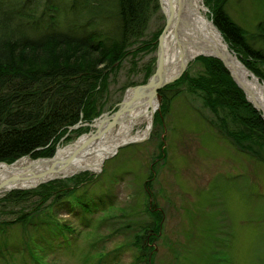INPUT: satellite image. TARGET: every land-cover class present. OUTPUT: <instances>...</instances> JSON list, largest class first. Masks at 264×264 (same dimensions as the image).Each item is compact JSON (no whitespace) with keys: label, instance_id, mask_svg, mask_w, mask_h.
Here are the masks:
<instances>
[{"label":"rangeland","instance_id":"1","mask_svg":"<svg viewBox=\"0 0 264 264\" xmlns=\"http://www.w3.org/2000/svg\"><path fill=\"white\" fill-rule=\"evenodd\" d=\"M24 1L0 0V8L9 12L16 5L17 11L29 15L21 18L22 26L27 25L33 38L67 31L72 21L85 24L89 16L90 25L85 24L83 31L75 28L76 34L108 32L117 25L116 0H102L101 7L88 9L74 0ZM202 2L207 17L214 20L213 0ZM160 7L141 38L142 44L150 42L151 46L126 56L120 66L109 70L106 88L97 101L101 114L93 121L81 118L79 126L70 127L56 147H66L95 132L97 118L117 111L129 88L148 81L150 65L151 75L155 72L158 39L167 24L161 3ZM226 7L250 42L261 48L263 42L257 34L264 19V0H228ZM53 17L62 26L45 29L43 24ZM103 20L108 24H102ZM9 21L14 26L15 21ZM226 42L236 60L264 85L243 55L228 39ZM201 52L170 82H176V87L167 89V95L179 90L170 106L163 110V96L149 129L146 123L135 125L134 133L142 136L109 152L98 170L88 168L57 178L63 183L51 188L62 189L58 196L36 193L20 202L2 201L0 264H264V143L248 136L242 142L235 139L229 133L242 131L244 123L227 107L213 108L206 94L192 86L191 78L207 76L206 66L198 58H218ZM183 75L188 78L182 80ZM108 137L92 149L109 146ZM247 146L255 148L257 155ZM63 189L74 192L71 196ZM12 191L0 193V199ZM156 214L161 215L159 223L148 235L144 227Z\"/></svg>","mask_w":264,"mask_h":264},{"label":"trees","instance_id":"2","mask_svg":"<svg viewBox=\"0 0 264 264\" xmlns=\"http://www.w3.org/2000/svg\"><path fill=\"white\" fill-rule=\"evenodd\" d=\"M74 1L86 9L103 4L102 0ZM116 1L117 25L113 30L76 34L75 28L83 31L85 24L86 27L90 25L92 16H89L85 24L72 21L67 31L50 32L40 38L31 37L27 25L22 26L21 18L24 20L29 15L17 11L16 5L9 12L0 8V162L12 163L27 154L34 158L53 156L56 145L70 127L81 118L93 121L101 114L103 109L98 107L97 101L106 88L109 70L120 66L126 56L136 55L151 46L150 42L142 44L141 38L146 36L153 16L161 11L160 0ZM213 2L216 25L230 41L231 47L237 49L248 66L264 79V19L257 34L263 45L258 48L229 14L226 7L228 0ZM23 5L18 4L22 8ZM7 19L14 20V26ZM102 24L108 23L103 20ZM58 25V19L54 17L50 23L43 24L45 29ZM133 45H136L134 51L131 50ZM198 59L205 64L207 76L191 78L192 86L206 94L207 102L213 108H229L245 125L242 131L228 133L239 142L248 136L255 142L259 139L264 143L262 112L248 101L223 61L202 55ZM152 70L150 65L147 79ZM187 78L188 75L181 77L182 80ZM102 82L104 85H101ZM175 87L176 82L161 90L163 110L170 106L172 96L179 93L175 90L169 96L165 91ZM249 149L257 155L255 148ZM62 183L57 179L36 190L12 191L0 199V204L6 200L24 201L26 196L36 193L43 197L58 196L62 189L53 190L51 185ZM65 192L72 196L74 190ZM160 216L156 214L152 222L146 223L144 229L148 235L156 229Z\"/></svg>","mask_w":264,"mask_h":264},{"label":"bare ground","instance_id":"3","mask_svg":"<svg viewBox=\"0 0 264 264\" xmlns=\"http://www.w3.org/2000/svg\"><path fill=\"white\" fill-rule=\"evenodd\" d=\"M191 1V8L190 3ZM165 10L169 14H172L175 17V20L178 18L181 22H189L196 29L192 34L187 29V27L182 25V31H178L179 34L173 31V28L167 30L164 40L162 41V52H163V74L167 79L178 74L181 67L186 63L190 58L195 57L201 51L210 54L217 53V50L214 49V45L220 49H228L226 39H223L222 33L219 29H216L212 22L207 23V7L203 4L202 0H171V3H167ZM180 22V23H181ZM192 31V30H191ZM230 53V52H229ZM230 56V54H229ZM233 55L231 60H233ZM235 60V59H234ZM234 70L239 81L249 91L251 97L256 101L258 107L264 111V86L259 82L257 77L251 74L248 70L244 68V65L238 60H235L233 63L232 71ZM136 92H131L129 96L135 95ZM139 99L130 103L128 109L125 112L120 113L118 116L119 127L116 130L109 131L104 135V138L108 137V141H111L109 146L106 148H101L98 151L92 150L91 147L85 151L78 150L77 154L73 155L76 147H79L81 143L85 141V137H82L80 140H77L71 146L68 144L66 147L61 146L58 150L59 157L67 160L70 158V168L64 171V174L71 172H77L78 170L91 168L92 170H98L100 167V161L104 156L109 154V152L114 151L120 144L124 142H130L132 140L139 139L142 134L134 133L135 125L140 123L147 124V130L149 129L150 124L153 121L154 112L157 106V99L153 98L150 100L144 99L142 95H139ZM73 156V157H71ZM31 160L28 157L14 163L13 167L14 172L24 170L25 166L30 163ZM11 167L0 164V181L11 172ZM15 185H20L16 183ZM14 185V186H15ZM24 185V183H23Z\"/></svg>","mask_w":264,"mask_h":264},{"label":"water","instance_id":"4","mask_svg":"<svg viewBox=\"0 0 264 264\" xmlns=\"http://www.w3.org/2000/svg\"><path fill=\"white\" fill-rule=\"evenodd\" d=\"M171 3V0H160L162 10L165 12L167 24L163 30V33L159 36V48H158V59H157V68L155 72L148 78V81L144 84H140L136 87H131L128 89L127 93L125 94L123 100H121L118 103V110L111 113L107 111V113L102 114L97 120H95L93 126H95L96 131L89 133L87 135V138L83 143L79 145V147H76L75 152L73 155L77 154L78 150L85 151L88 150L89 148L93 147L94 145L98 144L99 141H102L104 139V135L107 134L109 131H111V127H114L117 125L119 121V115L122 112H125L128 109V106L130 103L134 102L135 100H138L140 97L139 95H142L144 99L147 101L153 98L157 99V106L161 102V98L163 95H161L160 90L168 85L170 82L173 80L177 79L180 77L182 72L186 69L187 64L189 63L190 60H187L186 63L181 67L180 71L178 74L175 76L171 77L170 79H167L163 72V52H162V44L163 40L165 38V35L167 34V30L170 28H173V31L179 34L178 31H182V25L187 27V29L190 31V34H192L196 29L194 26L185 22H181L180 19H176L172 14H169L167 10H165V6L167 3ZM190 8H191V1L189 3ZM181 22V23H180ZM207 23L212 22L214 26L217 28V26L214 23V20L212 19H206ZM192 30V31H191ZM220 31V30H219ZM221 32V31H220ZM224 39V37H223ZM227 43V42H226ZM228 45V43H227ZM214 49L217 50V53H211V54H206L205 52H201L204 55H214L218 57L220 60H223L226 67L231 71L232 76L235 78L236 81L239 82L240 86L243 88L244 91H246L247 95L250 96V99L253 100V96L251 97L249 91L247 88L243 85L241 81H239L237 75L235 74L234 70L232 71L233 63L236 60V57L231 53L230 49H220L219 47L214 45ZM230 52V53H229ZM230 54V56H229ZM233 55V60L229 59ZM191 59V58H190ZM235 59V60H234ZM244 68L248 70L251 74L254 75V73L249 70L245 65ZM264 86V85H263ZM131 92H136L135 95L129 96ZM254 101V100H253ZM256 104V101H254ZM257 106V104H256ZM264 112V111H263ZM264 116V113H263ZM79 126V124H76V126H73V128H76ZM72 128V127H71ZM128 143V142H126ZM72 145V144H71ZM69 144V146H71ZM118 148V147H117ZM116 148V149H117ZM59 146H57L55 155L53 156H45V157H35V159H30L31 162L28 163L27 166H25L24 170H20L18 172H14V169L16 167H13L14 164H10L6 161L0 162V164H5L9 167H11V172L7 174L3 180L0 181V193H5V192H10L15 189H26V188H36L37 185L46 183L47 180H52V179H57V178H62V177H67L68 174H64V171H66L69 166L70 158H67V160H63L62 157H59ZM93 150V149H92ZM115 152V151H114ZM27 157V156H24ZM24 157L22 159H24ZM73 157V156H71ZM21 159V160H22ZM20 160H16L15 163H17ZM85 170V169H84ZM71 172L70 174H72ZM75 173V172H74ZM16 183H20V185H15ZM24 183V185H23ZM15 185V186H14ZM2 195V194H1ZM4 196V194H3Z\"/></svg>","mask_w":264,"mask_h":264}]
</instances>
